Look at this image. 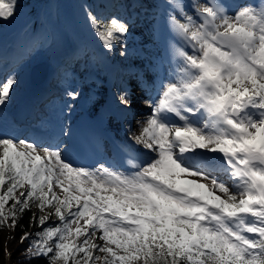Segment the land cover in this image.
<instances>
[{"label": "snow or ice", "instance_id": "1", "mask_svg": "<svg viewBox=\"0 0 264 264\" xmlns=\"http://www.w3.org/2000/svg\"><path fill=\"white\" fill-rule=\"evenodd\" d=\"M169 3L179 9L168 23L182 43L171 52L172 75L149 98L151 114L129 137L150 159L130 161V172L80 167L59 145L0 134V229H23L24 214L39 213L28 222L37 230L19 238L26 260L264 264V0ZM17 5L0 0V20ZM86 13L102 48L118 44L126 55L127 22ZM16 83L0 79V109ZM65 95L75 102L81 94ZM117 101L130 108V90Z\"/></svg>", "mask_w": 264, "mask_h": 264}, {"label": "rangeland", "instance_id": "2", "mask_svg": "<svg viewBox=\"0 0 264 264\" xmlns=\"http://www.w3.org/2000/svg\"><path fill=\"white\" fill-rule=\"evenodd\" d=\"M75 1L76 0H48L47 3L41 8V11L37 16V23L34 22L31 25L27 24L25 26L24 23L27 21L30 22L33 17L28 18V20L27 17L23 20L16 18L12 20V22H8L2 27L4 31H1L0 28V54L2 55V58L9 59L7 61H3L2 63L5 64L12 62L11 66H14V70H9L10 67L8 66L5 68L3 78H5L8 74L14 75L16 76V78H18L20 69L15 61L24 56V58L27 59L33 54L35 50H42L45 43L50 44L51 34L54 32L55 34H57L59 30L63 33L62 45H64V47L69 43L75 44L77 46L79 44L85 45L86 42L83 41L84 37L82 36V34L85 33L88 34V39L90 41H93L96 43V45H99L100 42L97 40L87 19L86 9L87 11H89L90 7L95 10V14L96 11L98 12L96 16H99L101 19L118 17L119 19L127 22L130 29V35L127 38L126 47L128 46V44H130V42L133 41L130 40V38L135 39L141 34L138 28L135 25L130 24V22H128L126 19L129 17L130 12L132 11L133 13H137V17L135 18L139 21L141 17L140 10L143 6L134 5V7H130L131 3L129 0H122L123 3H118L114 0H104L103 3L105 4V6H107L106 12L103 11L104 6H102V8L98 7L97 2H99L100 0H83L78 3H76ZM146 2L147 0H143L142 3L145 4ZM54 19H56L57 21ZM10 44H14V49H16V51H14V49L12 48L13 50H10L11 54H7V51H9L7 47ZM54 50L48 53L53 62L54 58L59 53V50ZM122 50L123 49L121 48V46L117 44L115 46V50L111 52L112 55L117 57L122 64L121 73H128L129 70H126L125 67H142V62L136 60V58L131 56L130 53L126 52V55L121 56L120 52ZM17 51L19 52L18 55H16ZM4 64H0V66H5ZM70 64H78V61L74 59L65 62V65L67 67L70 66ZM64 71L65 68H63V72ZM119 82V86L122 88V90L128 89L130 90V92L133 90L136 94H138V97L140 99L147 98L141 94V91L138 89V87L134 86L135 82L130 78L126 77L124 83L122 79H120ZM148 104L149 103L147 102V105ZM131 106L136 110L134 121L135 125L132 131L135 135H138L143 124L142 122L145 121V118L151 114V109L147 110V108L145 107L146 103H144L142 106L132 103ZM137 122H141L140 125H138ZM55 220L56 218L53 216L49 220V222ZM20 247L25 249L27 247V244H20ZM9 253L10 256L8 255L6 257L7 263L13 264V250L9 249L8 254Z\"/></svg>", "mask_w": 264, "mask_h": 264}, {"label": "bare ground", "instance_id": "3", "mask_svg": "<svg viewBox=\"0 0 264 264\" xmlns=\"http://www.w3.org/2000/svg\"><path fill=\"white\" fill-rule=\"evenodd\" d=\"M80 1H83V0H76L75 2L78 3ZM132 1H133L134 5H137V3L141 5L142 2H143V0H132ZM97 3L99 5L100 1L97 2ZM145 17H147V16H145ZM54 20H56V19H54ZM51 23H49V24H51ZM143 24L146 27L149 26V25H147V20L146 19H143ZM129 35H130V33L128 34V36ZM62 36H63V33L60 30L57 32V34H55V32L52 33L51 36H50L51 37L50 38V44L49 43L48 44L45 43L43 45L42 50L41 49L35 50L33 52V54L31 56H29L27 59L24 58L25 57L24 56V57H22V58H20V59H18L16 61V64L18 65V67L20 69V72H19V75H18V78H17V83H16V85L14 87V90L11 93V98L14 97V96H17L20 92H22L23 90H25L26 88H28L30 86L29 70H30V67L33 64H36V63L41 62V61H46L50 67L54 68L55 62L52 61V59H51L50 55H48V53L50 51L54 50V49H55L54 51H57V50H59V51H62V50L67 51L68 50L66 47H64V45H62L63 44ZM82 36L84 37L83 41L86 42V44L84 46H82V47L77 46L75 44H72L73 47H75L77 49L81 48V50H84V51L85 50H89L91 55H93V51H95L96 49H103L100 43H99L100 47H98V46H96L95 42L90 41L88 39V34L87 33L82 34ZM139 37H140V39L142 38V36H139ZM130 40L135 41L134 38L133 39L130 38ZM130 45H132V44H128V46H130ZM7 48L9 49V51H7V54H11L10 50L12 48H14V44H10ZM15 51H16V49H15ZM18 53L19 52L17 51L16 55H18ZM87 58H89V57H87ZM65 61H69V60H65ZM87 64L88 65L90 64V65L93 66V61L91 60V58H89V60L87 61ZM143 66H144V62H142V67ZM85 69H88V67H86V64H85ZM125 69H129V68L125 67ZM4 71H5L4 67L0 66V76H3ZM76 79L77 78H75L74 80H76ZM74 84H75L74 82L71 83L69 85V88L80 92L81 85H78V86L74 87ZM131 99H132V103H134L136 105H141L142 106L144 103H146L145 107L147 108V110H150V107H149V104L151 103L150 99H147V98L140 99L138 97V94H136L133 90L131 91ZM147 102L149 103L148 105H147ZM45 113H48V112L46 111ZM147 117L145 118V120L147 119ZM137 124H138V122H137ZM134 125H135V123H133V127H134ZM133 127L129 131V133L131 135H135L133 133V131H132Z\"/></svg>", "mask_w": 264, "mask_h": 264}, {"label": "trees", "instance_id": "4", "mask_svg": "<svg viewBox=\"0 0 264 264\" xmlns=\"http://www.w3.org/2000/svg\"><path fill=\"white\" fill-rule=\"evenodd\" d=\"M48 0H18L17 10L14 17L10 18L7 21L0 20V28L6 25L8 22H12V20L18 18L23 20L27 17L31 18V21H27L24 23L26 26L27 24H33L34 22L37 23V16L41 11V8L47 3ZM32 213H38V210L34 207L31 212H26L23 216V219L19 221L20 225H23V229L17 227L16 230L13 232L7 227L0 229V264H8L5 255V248L6 246L13 250V264H46V260L44 259H33L28 261L25 259L24 255V248H21L19 245V238L23 234V232H35L37 229L28 226L29 216ZM57 221L49 222V224H54ZM13 237H15L13 239Z\"/></svg>", "mask_w": 264, "mask_h": 264}, {"label": "water", "instance_id": "5", "mask_svg": "<svg viewBox=\"0 0 264 264\" xmlns=\"http://www.w3.org/2000/svg\"><path fill=\"white\" fill-rule=\"evenodd\" d=\"M40 68H41V63H38V64L33 65L30 69L29 79L33 83H36L37 81H39L44 75V71H42V73L38 72Z\"/></svg>", "mask_w": 264, "mask_h": 264}]
</instances>
